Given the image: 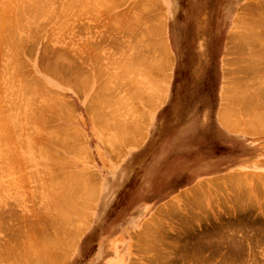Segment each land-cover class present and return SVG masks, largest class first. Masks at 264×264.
I'll list each match as a JSON object with an SVG mask.
<instances>
[{
    "label": "rangeland",
    "instance_id": "374dc122",
    "mask_svg": "<svg viewBox=\"0 0 264 264\" xmlns=\"http://www.w3.org/2000/svg\"><path fill=\"white\" fill-rule=\"evenodd\" d=\"M0 6V264H264V0Z\"/></svg>",
    "mask_w": 264,
    "mask_h": 264
},
{
    "label": "bare ground",
    "instance_id": "6f19581e",
    "mask_svg": "<svg viewBox=\"0 0 264 264\" xmlns=\"http://www.w3.org/2000/svg\"><path fill=\"white\" fill-rule=\"evenodd\" d=\"M17 1H18V0H17ZM40 1H41V0H40ZM45 1H46V0H45ZM65 1H66V0H65ZM15 2H16V1H15ZM30 2H32V1H30ZM62 3H63V2H62ZM36 4H37V3H36ZM44 4H45V3H44ZM20 5H21V4H20ZM26 5H27V4H26ZM32 5H33V4H32ZM32 5H30V6H32ZM34 5H35V4H34ZM1 6H2V5H1ZM1 6H0V7H1ZM23 6H24V5H23ZM60 6H61V5H60ZM16 7H17V6H16ZM18 7H19V6H18ZM21 7H22V6H21ZM21 7H20V8H21ZM42 7H43V6H42ZM61 8H62V7H61ZM36 9H37V8H36ZM50 9H51V8H50ZM0 10H1V9H0ZM13 10H14V9H13ZM26 10H27V9H26ZM53 10H54V9H53ZM53 10H51V11L53 12ZM112 10H113V9H112ZM47 11H48V10H47ZM58 11H59V10H58ZM21 12H22V11H21ZM21 12H20V13H21ZM39 12H40V10H39ZM48 13H49V12H48ZM33 14H34V13H33ZM37 14H38V13H37ZM44 14H45V13H44ZM11 15H12V14H11ZM26 15H28V14H26ZM35 15H36V14H35ZM46 15H47V14H46ZM51 15H52V14H51ZM22 16H23V14H22ZM52 18H54V17H52ZM62 18H63V17H62ZM64 18H66V17H64ZM64 20H65V19H64ZM258 21H259V20H258ZM252 22H253V21H252ZM9 23H10V22H9ZM30 24H31V23H30ZM34 24H35V23H34ZM257 24H258V23H257ZM56 25H57V24H56ZM19 26H20V25H19ZM14 31H15V30H14ZM61 32H62V31H61ZM55 34H56V33H55ZM62 34H63V33H62ZM56 36H57V35H56ZM59 36H60V34H59ZM61 37H62V36H61ZM237 38H238V37H237ZM4 39H5V38H4ZM164 45H165V44H164ZM164 47H165V46H164ZM163 50H164V49H163ZM59 52H60V50H59ZM59 52H58V53H59ZM161 52H162V50H161ZM164 52H165V50H164ZM63 53H64V52H63ZM65 53H66V52H65ZM65 53H64V54H65ZM15 55H16V54H15ZM66 55H67V54H66ZM63 56H64V55H63ZM11 58H12V57H11ZM11 58H10V59H11ZM60 58H61V57H60ZM67 58H68V57H67ZM12 59H13V58H12ZM58 59H59V58H58ZM61 59H62V58H61ZM59 60H60V59H59ZM60 62H61V61H60ZM64 62H65V61H64ZM68 64H69V62H68ZM162 64H163V63H162ZM56 65H57V64H56ZM72 65H73V64H72ZM52 66H54V65H52ZM67 66H68V65H67ZM60 67H61V66H60ZM60 67H59V68H60ZM15 69H16V68H15ZM57 69H58V68H57ZM13 70H14V69H13ZM54 70H55V69H54ZM71 70H72V69H71ZM15 72H16V70H15ZM52 72H53V71H52ZM15 74H16V73H15ZM17 74H18V73H17ZM225 74H226V73H225ZM162 78H164V76L161 77V80H162ZM164 80H165V79H164ZM16 81H17V80H16ZM20 81H21V80H20ZM9 83H10V82H9ZM29 83H30V82H29ZM13 84H14V83H13ZM21 84H22V83H21ZM27 84H28V83H27ZM35 85H36V84H35ZM11 86H12V85H11ZM17 87H19V86H17ZM21 87H22V86H21ZM21 87H20V88H21ZM42 87H45V86H42ZM224 87H225V86H224ZM22 88H23V87H22ZM28 88H30V87H28ZM222 89H224V88L222 87ZM22 90H23V89H22ZM17 91H18V90H17ZM224 91H225V90H224ZM224 91H222V92H224ZM21 92H22V91H21ZM47 92H48V91H47ZM47 92H46V93H47ZM22 93H23V92H22ZM25 93H26V92H25ZM48 93H49V92H48ZM34 94H35V92H34ZM37 94H38V93H37ZM39 94H41V93H39ZM225 94H226V93H225ZM31 95H33V94H31ZM46 95H47V94H46ZM23 96H24V95H23ZM39 96H40V95H39ZM49 96H50V95H49ZM58 96H59V95H58ZM21 97H22V96H21ZM222 97H223V95H222ZM224 97H225V95H224ZM224 97H223V99H225ZM24 98H25V97H24ZM30 98H31V97H30ZM47 98H48V97H47ZM27 99H28V98H27ZM39 99H40V98H39ZM51 99H52V98H51ZM28 100H29V99H28ZM43 100H44V99H43ZM36 101H37V100H36ZM47 101H48V100H47ZM43 102H44V101H43ZM43 102H42V103H43ZM46 103H47V102H46ZM222 105H223V104H222ZM49 106H50V105H49ZM40 107H41V106H40ZM33 108H34V107H33ZM221 108H222V107H221ZM37 109H38V108H37ZM152 109H154V108H152ZM22 110H23V109H22ZM33 110H34V109H33ZM221 110H222V109H221ZM223 113H224V112H223ZM42 114H43V113H42ZM220 114H221V113H220ZM24 116H25V115H24ZM35 116H37V115H35ZM30 117H31V116H30ZM39 117H40V116H39ZM43 117H44V116H43ZM221 117H223V116H221ZM33 119H34V118H33ZM219 119H221V118H219ZM222 119H223V118H222ZM31 122H32V121H31ZM33 122H35V120H34ZM220 123H221V122H220ZM223 123H224V122H223ZM227 124H228V123H227ZM221 125H222V124H221ZM225 125H226V122H225ZM224 128H225V127H224ZM65 175H66V174H65ZM80 175H81V174H80ZM79 177H80V176H79ZM66 178H67V177H66ZM67 179H68V178H67ZM67 179H66V180H67ZM78 179H79V178H78ZM80 179H81V178H80ZM80 179H79V180H80ZM224 179H225V178H224ZM228 180H229V179H228ZM70 182H72V180H71ZM80 182H81V181H80ZM215 182H216V181H215ZM230 182H231V181H230ZM68 183H69V182H68ZM68 183H66V184H68ZM73 183H74V182H73ZM76 183H77V182H76ZM233 183H234V182H233ZM69 184H70V183H69ZM69 184H68V185H69ZM78 184H80V183H78ZM81 184H82V182H81ZM81 184H80V186H81ZM68 185H67V186H68ZM74 185H75V184H74ZM77 186H79V185H77ZM80 186H79V189L77 188L79 191L81 190ZM74 187H75V186H74ZM74 187H73V188H74ZM81 187H82V186H81ZM69 188H70V187H69ZM73 188H72V190H73ZM75 188H76V187H75ZM78 190H77V191H78ZM67 191H69V190H67ZM77 191H75V192H77ZM79 191H78V192H79ZM73 193H74V190L72 191V194H73ZM80 193H81V191H80ZM77 194H79V193H77ZM74 195H75V194H74ZM72 196H73V195H72ZM71 198H72V197H71ZM81 198H82V197H81ZM75 201H76V200H75ZM168 212H169V211H168ZM63 214H64V213H63ZM67 256H68V254H67ZM54 259H55V258H54ZM56 259H57V258H56ZM48 260H49V259H48ZM46 263H47V262H46ZM50 263H51V262H50ZM50 263H49V264H50Z\"/></svg>",
    "mask_w": 264,
    "mask_h": 264
}]
</instances>
